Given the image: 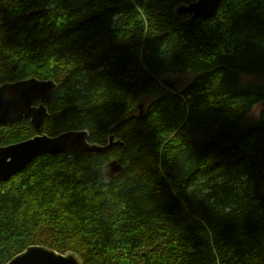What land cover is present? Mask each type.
I'll return each mask as SVG.
<instances>
[{
	"label": "trees",
	"instance_id": "1",
	"mask_svg": "<svg viewBox=\"0 0 264 264\" xmlns=\"http://www.w3.org/2000/svg\"><path fill=\"white\" fill-rule=\"evenodd\" d=\"M197 1L0 0V87L57 85L41 131L0 126V147L119 143L0 183V264L36 246L81 264H264V83L244 81L264 75V0L178 15ZM189 74L180 92L162 82Z\"/></svg>",
	"mask_w": 264,
	"mask_h": 264
},
{
	"label": "water",
	"instance_id": "2",
	"mask_svg": "<svg viewBox=\"0 0 264 264\" xmlns=\"http://www.w3.org/2000/svg\"><path fill=\"white\" fill-rule=\"evenodd\" d=\"M222 0H198L181 6L180 17L192 14L193 19H210L217 16ZM57 85L53 81L30 79L0 87V126H9L30 120L40 132L49 116L47 104L56 94ZM119 143L110 140L109 145L100 147L89 142L86 131L67 132L57 137L37 135L32 139L8 147H0V183L24 171L37 158L45 155H65L79 158L104 154ZM111 175L118 173L119 165H110ZM7 264H81L74 255H62L44 247H30Z\"/></svg>",
	"mask_w": 264,
	"mask_h": 264
},
{
	"label": "rangeland",
	"instance_id": "3",
	"mask_svg": "<svg viewBox=\"0 0 264 264\" xmlns=\"http://www.w3.org/2000/svg\"><path fill=\"white\" fill-rule=\"evenodd\" d=\"M194 80V75H168L162 79V82L168 86H172L174 90L180 92L187 85H189ZM244 81L246 83H264V75L258 76H244ZM260 108H256L244 121V126H250L256 123L259 117Z\"/></svg>",
	"mask_w": 264,
	"mask_h": 264
}]
</instances>
